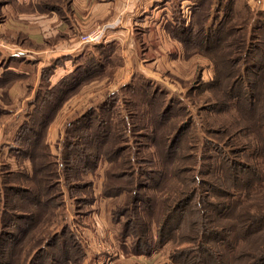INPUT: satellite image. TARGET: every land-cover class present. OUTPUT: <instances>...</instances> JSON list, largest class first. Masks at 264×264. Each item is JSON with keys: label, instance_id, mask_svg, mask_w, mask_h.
Here are the masks:
<instances>
[{"label": "rangeland", "instance_id": "rangeland-1", "mask_svg": "<svg viewBox=\"0 0 264 264\" xmlns=\"http://www.w3.org/2000/svg\"><path fill=\"white\" fill-rule=\"evenodd\" d=\"M26 3L27 0H0V23H4L6 17L11 15L14 9L22 10ZM161 6L162 4L158 5L160 8L158 11L155 6L154 13L151 16H146L145 21L141 22L140 26L144 29V38H146L141 47L144 50L143 56L139 47L138 56H131L127 59V63L116 65L115 71L107 76L105 84L102 83L98 86L93 84L89 88H85L83 93L74 94L73 97L80 99L78 103L70 100V104L67 102L65 105H60L61 107H58L59 110L54 115V122H51L52 125L41 126L42 120L38 118L37 121L31 123L32 128L29 129V132H25L23 135L20 134L22 133L20 130L25 120V110H27L29 101L43 83L46 87L50 85L47 80L55 71L52 66L56 63L50 64L51 68H46L47 72L44 69L40 74L34 61L22 60L24 58L18 60L7 56L10 47L4 42H8L10 39L14 40V36L0 37V71L2 72V74L0 73V180L6 177L7 172L30 170L32 158L29 154H25L24 150L33 149L36 144L40 146L35 148L36 159L34 160H37L36 164L48 165L35 178L41 182V178L52 172L51 176H47L50 178L51 184L54 180L56 184V178L59 179L56 187L49 190V194L53 196L49 197V200L45 199L43 202L38 200L36 203L35 199L16 200L13 198L11 200L16 204L14 208L20 212L33 210L36 214L35 217L43 221L41 233L38 236L33 234L35 237L30 235L33 237L32 241H29L28 236L20 247L18 253L24 254L22 261L19 258L21 264H27L28 261L30 264H33L32 261L34 264H180L174 258V253L181 254L182 251L192 247L197 248V253L202 255V250L198 248V241L190 243L187 239L190 237L196 240L204 225L215 226L211 223L214 220L208 219V216H203L204 213L200 212L211 210L207 203L210 197L207 196L213 195L206 193V183L204 184L203 180L210 179L212 176L210 172L213 171L216 177L224 178L220 171V160L215 157L216 151L222 147L225 152L238 155L240 159L248 162L256 160V156L259 160L257 152L256 154L247 152L241 154L237 151L241 147L234 151L232 149L235 144L236 146H239V143L245 145L246 138L255 141L253 132H250L247 137L238 136L233 132L241 127L242 123L241 125L238 123H234V126L230 125L229 131L225 133L219 129L223 122L221 120H233L232 114L237 116V112L243 106L231 100L234 107L225 110L231 102L229 100L227 103L221 101V93L226 87L222 77L229 72L232 73L233 69H222L218 62L231 59L239 60V64H244L245 61L250 62L247 57L254 58V54L250 57L251 46L248 43L243 45L241 52L238 50L237 44L239 35L243 34L247 36L248 41L249 39L252 41V44L258 42L256 38L262 31L255 28L258 20L253 19L257 12L264 11V0H171L168 3V8ZM179 19H185V23H190L195 29L200 28L201 25H207L208 47H205V42H203L205 39L197 40L203 47L201 45L196 47V45L189 46L184 43L182 38H176L171 31L175 27L174 25L177 28L180 24V21L177 23ZM247 47L248 55L246 57ZM257 54L259 55V53ZM12 63L16 65L19 63L21 68L31 70L29 73H14L7 68ZM218 67H220L221 76L219 85L214 82ZM134 73H137L138 78H142V87H140L141 81H138L140 79L136 78L138 80L133 90L129 91L128 88L122 90L120 86L125 82H130ZM20 81L21 85L19 83L15 86L18 88L13 89L18 95L11 99L7 92ZM148 83H152V87L147 86ZM144 85L151 92L158 88L163 89L157 90L160 99L156 98V105L157 102H169L173 107L168 115L173 114L171 118L175 126H172L171 135H165L166 138L162 136L164 132L160 131L159 133L151 128L149 120L154 119L155 123L165 120L158 121L151 113L153 110L147 104L150 99L146 96L147 94L141 91ZM118 89H120L119 92L116 91ZM110 91H114V95ZM106 93L112 95L107 98V101H112L114 105L110 107L111 112L109 111V113H115L116 117L117 112L118 117L128 116L130 123L134 122L136 125L140 123L145 126L135 129V132L132 131L131 134L124 131L122 138H117L121 134L119 136L113 134L111 138L114 145L121 144L123 146L129 141V152L135 153L136 157H141L139 161L142 163L139 166L143 167V170L141 169L140 175L143 174L144 177H140L139 181L143 182V187L146 185L153 188L147 191L144 187L143 190L149 194V198L159 195V198L163 200L153 203L147 216L140 217L138 220L136 219V210L144 215L143 209L140 208L144 206L143 198L148 194H144L143 190L140 195L135 194V190H140L137 179L133 177L135 175L127 174L117 181L108 177V172H122L126 168H128L127 173H130V166L133 165L121 168L120 165H113L110 158L103 157L96 163L94 169H84L81 173L76 169H67L64 172V177L61 173L60 162L56 161L61 159L63 148L68 158L66 160L68 163L71 161L69 157L72 156V149L67 148L68 143H66L67 124L78 114L83 113L86 108L99 104L106 97ZM257 97L261 102V112H263L264 95L260 97L257 95ZM71 104L77 105L76 108L72 109ZM136 110H145L144 116L136 115ZM174 116H176L175 119ZM125 122L127 121L124 120L123 124ZM180 124L185 125L188 133L185 136L181 133L176 136V138H182L183 146L185 145L183 153L180 152L181 154L178 156L176 166L187 169L188 164L191 163L186 161L188 158L184 155L192 153L190 159L194 156L195 164L193 165L197 170L193 173L194 168L190 167L187 174H194L195 178L197 176L202 180L201 196L198 194L201 201H198V198L194 199L197 202H202V205H200V209L196 206L190 210L184 209L185 213L182 216L185 218V225L175 234V231L171 232V226L177 219L169 221L171 212L168 206L171 197L168 181L172 177L173 165H171L172 159L163 158L166 157L165 155L168 157L170 155L168 148L163 149L162 144H169V140L176 133L175 127ZM212 125L213 130L217 133H209L206 136L203 132L204 127ZM139 131L140 133H137ZM69 132L72 137L79 133L76 128ZM218 132L220 135H217ZM144 133L147 135L144 136ZM169 135L170 137H168ZM26 137L28 139H25ZM41 140L42 143H40ZM45 140H47L48 149L51 150V156L48 155V150L43 144ZM156 141L161 143L159 148ZM257 145L258 142L255 141L250 146H256L257 149ZM101 150H106V148H101ZM41 152L47 156H42ZM127 152L125 151V153ZM159 155L162 157H158ZM162 158L163 160H161ZM57 169L58 171H56ZM161 169H166L165 177L156 175V173H145V171L153 172ZM256 169L258 172L260 171L258 168ZM261 177L264 179V176ZM110 179L112 181H109ZM18 180L16 181L17 185L28 184L23 178ZM213 180L217 182L216 179ZM263 184L258 186L261 187ZM108 187L111 188L108 189ZM262 189L264 188L256 189L259 191L257 196L252 194L254 198L251 205L254 206V203L258 202L259 205L264 206ZM46 196L49 195H45L43 198ZM245 199L250 200L249 198ZM196 201H193L192 204H195ZM203 202L206 205H203ZM14 208L11 207L12 214L15 211ZM247 213L242 211L236 216L232 220L234 226L241 225ZM134 219L135 224L132 225ZM13 221L15 225L9 230L15 234L19 227L24 229L25 233L31 225L36 224L30 223L28 228H23L22 222L17 219ZM194 221H197V224H193ZM200 223H204V225ZM165 225L168 226V229L164 234H160V228ZM194 226L198 229V234H194L192 231ZM0 237L3 238H0V246L3 252L5 251L6 259L9 261L11 259L14 264H17L18 262L11 255L14 256L18 244L8 243L7 239L9 238L6 235L4 238L1 234ZM252 241L253 239L249 241L248 247ZM200 246H203V243H200ZM17 256L20 255L17 254Z\"/></svg>", "mask_w": 264, "mask_h": 264}, {"label": "trees", "instance_id": "trees-1", "mask_svg": "<svg viewBox=\"0 0 264 264\" xmlns=\"http://www.w3.org/2000/svg\"><path fill=\"white\" fill-rule=\"evenodd\" d=\"M255 19L258 20L255 28L262 31L256 38L258 42L252 44V41H250V39L248 41L247 36L243 34L239 35L237 44L238 50L241 52L243 45L248 43L249 46H251L250 57L254 54V58L247 57V47L245 54L250 62L245 61L244 64H239V60L233 61L231 59H224L223 62H218L222 69H233L232 73L229 72L227 75L225 74L222 77L223 83L226 87L221 93V101L227 103L229 100L231 102L225 110H230L234 107V103L231 100L243 106L240 111L237 112V116L232 114L231 117L234 118L233 120H221L223 122H221L222 126H220L219 129L222 130V133H225L229 131L230 125L234 126V123L241 125L242 123L243 125L238 129L233 130V132L242 137H247L250 132H253L255 135V141L258 142L257 149L256 146H250L253 142H255L250 138L245 139V145L243 143H239V146H236L235 144L232 149L234 151L241 147L240 150H237L241 154H244L245 152L256 154L257 152L259 160H257L256 156V160L248 162L244 159H240L238 155L235 156L231 152H225L222 147L216 151L215 157L217 160H220V171L223 173L224 178L216 177L213 171L212 173L210 172L212 175L210 179L206 178V180H203L204 184H207H205L206 193L213 195L207 196L210 197V199L207 200V203L209 209L211 210L209 212L206 210H202V212H200L202 214L204 213L203 216H208V219L214 220L211 223L215 226L200 223L204 225V228L200 233L201 235L199 234V237L196 240H194L195 238L188 237L187 241L190 243L198 241V248L202 250V255L197 253V248L195 247L182 251L181 254L175 252L174 258L178 260L180 264H264V206L259 205L258 202L254 203V206L250 204L252 203L251 201L254 196L259 194V191H256V189L261 187L264 188V179L261 177L264 176V140H262V138H264V111L261 112V102L257 97V95L259 97L264 95V11L257 12V15H255L253 20ZM179 21L180 24L177 28L176 25H174L175 27H173L171 31L176 38H182L184 43H187L189 46L196 45V47L198 45L203 47V45L198 43L197 40L200 39L202 41L205 39L203 42H205V47H208L207 41L209 32L207 25H201L200 28L195 29L190 23H185V19H179L177 23H179ZM195 39L196 41H194ZM111 49L112 47H110V49L107 48L106 51L104 50L103 52H100L99 56L91 55L90 61H87L85 64H78L77 68L71 75L62 79L56 85H49L46 87L43 83L40 88L35 91V96L29 101L27 110H25V120L22 123V129H24L20 130V132H22L20 134L23 135L25 132L28 133L29 129L32 128L31 123L37 121L38 118L42 120V122H40L41 126L46 125L49 127L51 122L54 120L53 118L55 113L62 105H64L71 95L80 91L84 85L95 77L100 78L105 74L110 75L113 73L116 65L120 63L113 58L112 60H108V53ZM257 53H259V55ZM108 67L111 70H108ZM219 69L220 67H218L217 76L214 81L218 83V85L221 84ZM136 78H138V75L137 73H134L130 82H125L120 86L122 87V90L127 88L129 91H131V89L133 90L135 88V84H137L136 81L140 79L138 80L140 82L142 79L138 78L136 80ZM47 81L50 83L49 78ZM142 84L143 83L141 81L140 87H142ZM151 85L152 83L147 84V86L152 87ZM147 86L144 85L141 91L147 94L146 96L150 99V101L146 103L153 110L151 113L154 114V117L157 118L158 121L160 119L165 120L158 123H155L154 119L149 120L151 128L153 131H157L159 133L160 131L164 132L162 136H167L168 134L171 135L173 131L172 126L175 125L173 124L174 122L171 118L173 114H168L171 110H173V107L169 102H157L156 105V98H159L160 96L157 93V90L163 89L158 88L151 92ZM116 91L119 92L120 89ZM110 92L114 95V91ZM110 92L108 93L110 94ZM108 93H106V97L99 104L86 108L83 113L78 114L67 124L68 134L66 143H68L67 148L72 149V156L71 158L69 157V160L71 161L68 163V160H66L68 158L65 154L64 148L61 153V161H56L58 163L60 162V166L62 167L61 173L63 176L65 170L67 169H76L79 173L84 171V169H94V167H96V163L103 157L108 159L110 158L113 165H120L121 168L124 166L129 167L131 164L133 166H130V173H127L128 168H126L122 172H108V177L117 181V179H121L124 175H135L133 177L137 179V184L140 185V190H135V194L140 195L141 190H143L144 187L147 191L153 189L146 185L143 187V182L139 181L140 177H144L143 174L140 175L142 172L141 169L143 170V167L139 166L142 163V161H139V158L141 157H136L135 153L129 152V141H125L127 144L124 143L123 146L121 144L114 145V141L111 138L113 134L114 136H119L121 134V136L117 138H122V133L124 131L131 134L135 129H141L145 126L140 123L138 125L134 122L130 123L128 121V116L124 117V115H122L118 117L117 112L116 117L114 116L115 113H109V111L111 112L110 107L114 105L112 101H107V98L112 96ZM144 111L136 110V115L139 117L144 116ZM175 117L176 116H174V119ZM124 120L127 122L123 124ZM73 128L78 129L79 133L72 137L69 131H72ZM175 128L176 133H174L171 140H169V144L163 143L162 146L163 149L168 148L167 150L170 155L169 157L165 155L166 157L163 158L172 159L171 165H173L171 169L172 177L168 181L170 183L168 189L171 192L168 206L171 212V218L169 221L177 219L171 226V232L174 233L175 231L176 234V232L182 230V227L185 225V218L182 216L183 213H185L183 212L184 209L190 210V208L193 209V207L200 209V205H202V202L194 200L198 198V201H201L198 194L201 196L202 180H200L197 176L195 178L194 174H187L189 173L188 170H190V167L194 168L193 173L197 170L196 166L193 165L195 164L194 156L190 159L192 153L184 155L188 158L186 161L191 163L188 164L187 169L185 167L176 166L178 156L183 153L182 151L185 149V145L183 146V139L176 138V136L180 133L185 136L188 132L184 124H180ZM213 129V125L206 126L204 127L203 132L207 136L209 133L216 132ZM137 133H140V131ZM145 135L147 134L144 133V136ZM170 135L168 137H170ZM217 135H220L219 132ZM230 135L233 134L230 133ZM233 138H235L234 135ZM25 139L28 138L26 137ZM42 142L43 141L41 140L40 143ZM155 143L159 148L161 143L157 141ZM43 144H45V147L48 150V155L51 156V150L47 147V140H45ZM36 147L39 148L40 146L36 144L33 148L34 150H24V153L29 154L32 158L30 170L27 169L18 172H7L6 177H3L0 180V236L3 234V237L5 238L6 235V237L9 238L7 239L8 243L18 244L14 256L11 255L18 262L17 264L22 263L19 262V258L22 261L24 256V254L21 255L18 253L20 247L23 243H25L28 236L29 241H32L33 237H35L33 234H37L36 236H38V234L41 233V224L43 221L42 219L35 217L36 214H34L35 212L33 210H24L23 212H20L14 208L16 204H14V202L12 203L11 200L13 198L16 200L35 199V203L38 200L39 202H43L45 199L49 200V197H53L52 194H49V190L56 187V184H58L59 181V179L56 178V184L55 180L53 182L54 185L53 183L51 184V180L50 178H47V176H51L52 172H49L47 176L41 178V182L35 178L38 173L43 172L45 167L48 165L40 163L36 164L37 160H34L36 159ZM101 148H106V150H101ZM125 151L128 152L125 153ZM40 154L45 157L47 156L44 152H41ZM158 157L162 156L159 155ZM163 158L161 160H163ZM215 168L217 169L218 166ZM256 168L260 171L258 172ZM56 171H58V169ZM165 171L166 169H161L160 171L153 172L145 171V173H156V175L158 174L161 177H165ZM20 178H23L28 184L17 185L16 181H19L18 179ZM112 179L109 181H112ZM213 179H216L217 182ZM241 183H243V185H241ZM259 184H263V186L259 187ZM110 188L111 187H108V189ZM262 190L264 192V189ZM161 191H163V189H161ZM144 194L147 195L148 193L144 191ZM252 194L255 195L253 196ZM45 195L49 196L43 198ZM159 197V195H155L154 198H149V194L144 196V206L140 208L143 209L144 215L140 211L139 212L141 214L138 210H136V219L138 220L143 216L146 217L150 208L153 207V203L162 202L163 200ZM203 198H205V196H203ZM245 198H249L250 200H246ZM32 201L34 202V200ZM193 201H196L195 204H192L194 203ZM205 202H203V205H206ZM11 207L15 210L13 214L11 212ZM242 211L248 212L247 216L243 218L241 225L234 226L232 220L241 214ZM14 219L22 222L23 224L21 226L23 228H28L30 223L36 224L31 225L25 233L24 229L19 227L15 234L9 230L13 225H15L13 221ZM133 224H135V219L132 221V225ZM193 224H197V221H194ZM167 225L170 226L169 224ZM167 225L160 228V234H164V232H166L168 229ZM192 231L194 234L199 233L195 226ZM251 239H253L252 244L248 247ZM200 243H203V246H200ZM1 253L2 256H0V264H14L13 260L10 259L9 261L6 259L5 251L3 252L0 246V254ZM17 254L20 256H17ZM32 263L34 264V261H32ZM27 264H30V262L28 261Z\"/></svg>", "mask_w": 264, "mask_h": 264}, {"label": "crops", "instance_id": "crops-1", "mask_svg": "<svg viewBox=\"0 0 264 264\" xmlns=\"http://www.w3.org/2000/svg\"><path fill=\"white\" fill-rule=\"evenodd\" d=\"M169 2L171 0H27L22 10L14 9L6 21L0 23V37L14 36V40L4 42L10 47L7 56L34 61L40 74L44 69L51 68L50 64L56 63L52 66L55 71L49 79L50 86H54L71 75L78 64H85L90 61L91 55L99 56L107 48L112 47L108 60L113 58L119 63H127L131 56L137 57L139 47L143 56L141 47L146 38L141 22L154 13L155 6L158 8L162 4L161 7L168 8ZM97 28H105L100 41L81 42L82 34ZM7 68L14 73H29L31 70L21 68L19 63H12ZM108 70L111 69L108 67ZM108 75L95 77L74 94L83 93L93 84H105ZM21 83H16L7 92L11 99L18 95L13 89ZM73 95L64 105L80 101ZM71 105L72 109L77 106Z\"/></svg>", "mask_w": 264, "mask_h": 264}, {"label": "built area", "instance_id": "built-area-1", "mask_svg": "<svg viewBox=\"0 0 264 264\" xmlns=\"http://www.w3.org/2000/svg\"><path fill=\"white\" fill-rule=\"evenodd\" d=\"M104 33L105 28H97L82 34L80 39L82 43H94L100 41Z\"/></svg>", "mask_w": 264, "mask_h": 264}]
</instances>
